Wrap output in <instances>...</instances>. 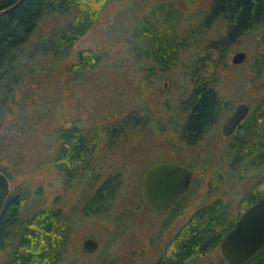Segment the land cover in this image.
Returning <instances> with one entry per match:
<instances>
[{
    "label": "rangeland",
    "instance_id": "1",
    "mask_svg": "<svg viewBox=\"0 0 264 264\" xmlns=\"http://www.w3.org/2000/svg\"><path fill=\"white\" fill-rule=\"evenodd\" d=\"M214 1H111L70 49L57 56L30 55L29 47L17 61V80L0 85V168L12 173L9 195L27 198L19 204V216L53 209L71 218L58 264H153L197 208L220 200L232 218L240 198L260 178L259 171L233 167L229 142L218 140L216 127L200 143L182 134L185 120L178 114L188 108L195 77L210 76L225 117L239 104L250 110L264 92V73L258 71L264 60V27L249 30L219 51L213 43L225 37L227 26L218 12L210 16ZM73 20V14L45 17L31 42L50 37ZM150 27L174 41L173 56L161 65L132 47L151 50L145 40L135 38ZM86 49L99 56V63L76 73L77 53ZM238 51L247 59L233 66L230 60ZM134 112L144 113L152 126ZM172 114L177 115L170 123ZM72 122L93 133L92 174L65 179L54 167L56 130ZM112 127L117 129L112 132ZM159 163L193 171L189 192L173 213L152 212L140 197L143 172ZM117 172L122 184L111 209L83 217L81 206L98 182ZM86 238L98 242L92 253L81 248ZM4 256L0 252V264ZM191 264L226 263L217 247Z\"/></svg>",
    "mask_w": 264,
    "mask_h": 264
},
{
    "label": "trees",
    "instance_id": "2",
    "mask_svg": "<svg viewBox=\"0 0 264 264\" xmlns=\"http://www.w3.org/2000/svg\"><path fill=\"white\" fill-rule=\"evenodd\" d=\"M17 1L0 0V10ZM111 1L121 0H23L17 8L1 15L0 85L5 86L2 83L4 80H17V61L27 53L29 47L33 48L30 55L50 53L57 56L70 49L92 29L101 11ZM217 12L227 26L225 37L213 43L218 49L221 45L224 48L232 44L249 30L264 27V0H215L210 16ZM72 14L74 20L71 23L59 28L46 39L31 42L40 21L45 17ZM150 28L141 29L135 38L145 40L144 46L151 47V50H141L134 44L132 47L135 53L140 51L142 57L169 60L175 52L173 39L171 41L167 38V33H157ZM99 59L90 49L80 50L74 70L80 74L93 70ZM263 66L264 60L258 65L260 73H264ZM211 80L210 76L197 77L193 93L188 99V108L192 109L188 124L199 126V131H203L212 122L217 115L216 109L223 106ZM116 129L111 128L112 132ZM91 134L90 130L75 122L56 130L54 167L59 175L65 179L72 175L86 177L92 171V167L88 170V166L93 165L94 138ZM230 148L235 169L249 167L261 174L252 189L240 198L235 216L231 218L228 215L227 207L220 200L200 206L179 227L153 264H191L196 259L206 257L219 246L240 215L264 197V92L239 126ZM0 172L10 182L12 173L4 168H0ZM120 175L121 172L110 173L98 182L81 206L83 217L106 214L111 209L122 184ZM188 192L168 212H175ZM26 199L22 193L8 194L6 198L0 217V252L5 255L3 264H58L66 251L71 229L68 221L71 218L53 209L35 210L21 218L19 204ZM245 264H264V249Z\"/></svg>",
    "mask_w": 264,
    "mask_h": 264
},
{
    "label": "water",
    "instance_id": "3",
    "mask_svg": "<svg viewBox=\"0 0 264 264\" xmlns=\"http://www.w3.org/2000/svg\"><path fill=\"white\" fill-rule=\"evenodd\" d=\"M23 0L0 10V16L17 8ZM173 1V0H157ZM247 54L236 52L230 60L232 65H240ZM249 112L246 104H239L221 127L224 137L231 136ZM191 180V171L183 166L159 163L149 166L142 174L140 197L144 207L152 212L163 213L170 210L186 193ZM9 194L7 177L0 172V217ZM98 242L86 238L81 248L86 253L94 252ZM222 260L226 264H245L250 258L264 249V197L249 206L224 235L218 246Z\"/></svg>",
    "mask_w": 264,
    "mask_h": 264
},
{
    "label": "flooded vegetation",
    "instance_id": "4",
    "mask_svg": "<svg viewBox=\"0 0 264 264\" xmlns=\"http://www.w3.org/2000/svg\"><path fill=\"white\" fill-rule=\"evenodd\" d=\"M166 61H169V60H155V61H153V62H155L156 64H159V65H161L162 63H164V62H166ZM234 66V65H233ZM235 66H237V65H235ZM151 78H153V77H151ZM196 78L197 77H195L194 78V80H193V86H192V93H193V90H194V88H195V81H196ZM211 79V78H210ZM167 85H168V81H166V82H164V84H163V88L165 89L166 87H167ZM192 93H191V95H192ZM191 95H190V97H191ZM189 97V98H190ZM176 111V110H175ZM234 111V110H233ZM233 111L231 112V114L233 113ZM191 112H192V109H190V108H187V110H186V112H185V114L183 115H181V114H178L179 116H180V118L183 120H185V123H184V125L182 124L181 126H182V134H183V136L188 140V141H190V142H193V143H200L202 140H203V138H204V135H205V133L206 132H208L209 130H210V128H212V127H216V129H215V133H216V135L219 137V141L220 142H229V145L231 146V144H232V141H233V137H234V135L236 134V132L238 131V128L234 131V133L231 135V136H229V137H224V136H222V134H221V127H222V125H223V123L226 121V119L231 115H229V116H227V117H225V111H224V108H219V110H217L216 109V112H217V115H215V117L213 118V120H212V122L203 130V131H199V129L197 128V127H199V126H197V127H195L194 125H189L188 124V122L190 121V118H191ZM215 112V113H216ZM134 113H137L138 115H141V116H144L145 117V122L143 123V124H147V125H151L152 126V122H153V120H150V118L148 119V117L146 116V115H144V113H140V112H134ZM132 114L133 113H127L126 114V124L127 123H129V119H130V117L132 116ZM177 114H172V115H170L169 116V118H170V123H172L173 121H174V119L173 118H175V116H176ZM143 120V121H144ZM184 122V121H183ZM243 122V121H242ZM159 125V122H156V124L154 125V127H156V126H158ZM171 125V124H170ZM241 125V124H240ZM239 125V126H240ZM198 129V130H197ZM189 130V131H188ZM188 131V132H187ZM198 132H200V133H198ZM184 167V166H183ZM186 168H188V167H186ZM147 169V168H146ZM145 169V170H146ZM190 171H191V180H190V183H189V186H188V189H187V191L189 190V188H190V184H191V182H192V175H193V171H192V169H190V168H188ZM88 175H91L92 174V171L91 172H88L87 173ZM187 191H186V193H187ZM185 193V194H186ZM184 194V195H185ZM169 211V210H168ZM168 211H166V212H168Z\"/></svg>",
    "mask_w": 264,
    "mask_h": 264
}]
</instances>
